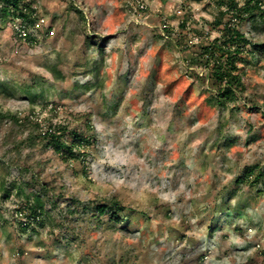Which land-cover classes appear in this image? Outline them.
Listing matches in <instances>:
<instances>
[{
  "label": "rangeland",
  "instance_id": "obj_1",
  "mask_svg": "<svg viewBox=\"0 0 264 264\" xmlns=\"http://www.w3.org/2000/svg\"><path fill=\"white\" fill-rule=\"evenodd\" d=\"M2 1L0 264H264V13ZM229 26L249 43L220 105L205 48ZM113 202L120 221L96 212Z\"/></svg>",
  "mask_w": 264,
  "mask_h": 264
},
{
  "label": "trees",
  "instance_id": "obj_2",
  "mask_svg": "<svg viewBox=\"0 0 264 264\" xmlns=\"http://www.w3.org/2000/svg\"><path fill=\"white\" fill-rule=\"evenodd\" d=\"M226 1L227 6L222 15L232 11V15L237 18L238 21H242L253 8L257 11H261V13H264V9L261 10V0H248L247 4H245L242 8H239L234 0ZM2 2L4 3L1 7L2 11L12 13L13 11H18L19 9L17 0H4ZM251 3H253V6H250ZM25 17L26 16H24V18ZM248 43L249 41L236 28V26H229L222 31L219 38L215 39L208 47L205 48V53L209 57L207 63L212 64V78H214L219 85L217 103L220 105H224L226 101L232 99L242 86L240 75L236 74V58L242 55V45H248ZM256 48L264 52V44H259ZM56 134L57 133L55 131L52 132L48 130L46 132L53 149L55 151H59L62 147H64V143L61 141V134H59V136ZM33 199V204L25 206L23 209L26 211L25 217L35 222L40 219L43 208L39 202L38 196L33 197ZM95 209L100 216L106 214V212L109 213V217L115 221H120L118 217L119 213L125 211L117 202H113L111 205H98ZM24 223H26L24 224L25 227H27V225H31L30 222H28V224L27 222Z\"/></svg>",
  "mask_w": 264,
  "mask_h": 264
}]
</instances>
